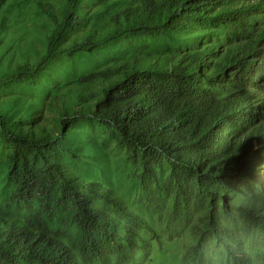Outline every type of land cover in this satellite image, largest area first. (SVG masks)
Instances as JSON below:
<instances>
[{
    "label": "trees",
    "instance_id": "16d2710c",
    "mask_svg": "<svg viewBox=\"0 0 264 264\" xmlns=\"http://www.w3.org/2000/svg\"><path fill=\"white\" fill-rule=\"evenodd\" d=\"M186 238L181 264H264V0H0V264Z\"/></svg>",
    "mask_w": 264,
    "mask_h": 264
},
{
    "label": "rangeland",
    "instance_id": "374dc122",
    "mask_svg": "<svg viewBox=\"0 0 264 264\" xmlns=\"http://www.w3.org/2000/svg\"><path fill=\"white\" fill-rule=\"evenodd\" d=\"M22 24L24 26H27V27L30 26V23H28L26 25V21L22 22ZM16 35H17V33H16ZM116 150L120 151V150L116 149L115 147H112L110 150L111 167H113L116 164V161H115V155L117 154ZM126 171H127V168L125 166L123 168H121L120 171H118V175H120V178L123 179V182L126 183V184H123V188H121L119 190V195H120V197L127 199V201H132V199L134 198V196H133L134 193H132L131 189H130L131 178L128 176ZM115 173H117V172H115ZM112 174H114V172H112ZM179 242H181V241H178V243ZM215 251H217V249Z\"/></svg>",
    "mask_w": 264,
    "mask_h": 264
},
{
    "label": "clouds",
    "instance_id": "9594fccd",
    "mask_svg": "<svg viewBox=\"0 0 264 264\" xmlns=\"http://www.w3.org/2000/svg\"><path fill=\"white\" fill-rule=\"evenodd\" d=\"M192 245H193V241L191 240V238H186L184 241L183 249L177 254V259L175 264H181V261H183L184 259L185 252ZM149 260L151 261V264H162V254L158 246H154L153 252L149 257Z\"/></svg>",
    "mask_w": 264,
    "mask_h": 264
}]
</instances>
